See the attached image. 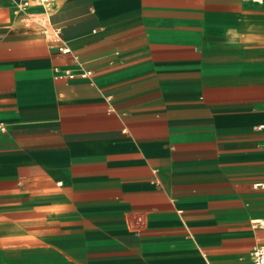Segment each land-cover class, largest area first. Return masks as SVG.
Here are the masks:
<instances>
[{"label":"crops","instance_id":"0c3cea01","mask_svg":"<svg viewBox=\"0 0 264 264\" xmlns=\"http://www.w3.org/2000/svg\"><path fill=\"white\" fill-rule=\"evenodd\" d=\"M14 1L0 0V264H251L264 0H55L59 39ZM80 66L92 75L54 76Z\"/></svg>","mask_w":264,"mask_h":264},{"label":"built area","instance_id":"2783aa9c","mask_svg":"<svg viewBox=\"0 0 264 264\" xmlns=\"http://www.w3.org/2000/svg\"><path fill=\"white\" fill-rule=\"evenodd\" d=\"M14 2L17 4V9L19 11L33 10V13L36 14V18L43 26V31H49L51 36L59 39V28H47L49 25L48 13L54 6L55 0H17ZM58 51L63 54L70 52L65 45L60 46ZM53 71L56 78L73 79L78 77L84 79L89 78L92 75L91 70L82 68V66H80L76 71L72 69H59L57 67H55ZM251 224L253 227L260 226L264 228V218L260 220H253L251 221ZM249 257L251 264H264V243L253 246L249 251Z\"/></svg>","mask_w":264,"mask_h":264}]
</instances>
